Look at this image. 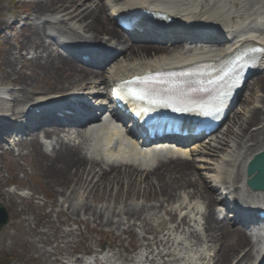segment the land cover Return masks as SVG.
Here are the masks:
<instances>
[{"label":"bare ground","instance_id":"bare-ground-1","mask_svg":"<svg viewBox=\"0 0 264 264\" xmlns=\"http://www.w3.org/2000/svg\"><path fill=\"white\" fill-rule=\"evenodd\" d=\"M20 1L27 11L25 18L12 15L0 20V31L5 27L12 29L14 20L24 23L18 44L13 48L6 43L1 56L8 81L17 89H0V123L3 121L0 131L7 130L12 122L25 119L30 127L44 123L54 111L50 107L67 105L84 92L100 100L96 103L100 109L103 105L100 103L109 100L106 89L118 79L137 72L218 61L246 42L264 46V0ZM140 8L172 20L143 21L135 31L144 36L158 35L165 43L132 40L130 33L117 26L116 17ZM50 27L68 30L78 37L79 44L56 41V31ZM180 40L194 45L184 48ZM98 44L107 45L109 54L115 55L107 59L103 70H94L72 56L107 55ZM62 47L72 55L62 54ZM24 52L32 54L31 58ZM256 71L264 73V55ZM262 91L264 75L247 83V93L230 109L233 112L226 129L197 145L156 157L151 152H141L140 145L123 134L121 124L112 121L104 122L101 128L88 134L76 130L72 134L80 137L79 142L64 140L55 131L59 129L56 127L43 130L45 142L40 138L29 139L26 157L35 170V178L56 194L47 204L51 210L45 213L52 238L46 232H38L42 246H34L41 254L42 264L52 257H55L52 264H83L79 258L70 259L69 238L76 236L75 231L62 229V225L71 221L63 218L69 214L78 218L76 222L87 215L99 233L102 227H109L110 232L116 231L120 237L125 231H135L143 250L131 259L120 251H109L105 256H95L89 264H256L260 261L264 228L255 233L256 241L252 242L249 237L254 234L247 229L234 231L229 217L245 220L254 231V220L259 217L256 209L264 212V192H252L246 185L247 165L264 149ZM2 95L10 100L8 104ZM83 102L81 97L76 101L78 107L71 109L75 117L64 119L66 122L56 118L54 123H79L85 119L86 115L80 113L89 115L91 110ZM252 103L254 107H250ZM38 108H44L43 113H34ZM257 123H262V127L251 130ZM93 125H96L94 121L88 127ZM16 127L21 130L19 133L25 131L23 125ZM12 140L16 143L17 136ZM115 141L119 144L116 153L110 148ZM18 155L24 157L21 151ZM158 157L162 158L160 164L152 167L151 159ZM194 157L203 163L197 168L207 172L204 174L207 181L196 177ZM215 193L220 195L226 210L232 206V214L221 218L220 210H214ZM4 195L8 199L12 196L9 192ZM139 198L143 202L136 201ZM195 198L203 199V203ZM29 200L33 202V198ZM177 216L178 223L171 225ZM80 235L86 236L82 232ZM47 244L52 246L51 250L45 249Z\"/></svg>","mask_w":264,"mask_h":264},{"label":"rangeland","instance_id":"rangeland-1","mask_svg":"<svg viewBox=\"0 0 264 264\" xmlns=\"http://www.w3.org/2000/svg\"><path fill=\"white\" fill-rule=\"evenodd\" d=\"M20 2V0H0V20L8 18L11 15L25 16L23 14L25 10L22 8L24 5H21ZM20 25V23H16L13 26V31L9 27H5L0 31V86L6 83L14 88V84L8 83L9 74L5 72L1 56L5 53L6 42L10 43V46L13 48L18 44V38L22 35ZM15 57H18V55L15 54ZM29 72L27 70V73ZM261 93L264 92L262 91ZM260 127V123H257L251 130ZM23 152L26 155L27 149L25 147ZM194 164L196 166V177L205 178L203 174L206 172L197 168V166L203 164L197 161ZM34 173L35 170L27 157L22 159L9 154L0 156V203L7 209L9 214V223L0 232V264L43 263L39 258L41 256L40 252L34 246H42L38 242L41 238L37 234L38 232H46L49 236L52 235V231L45 226L47 225L45 224L47 222L45 213L50 211L51 208L49 206L43 208L42 206L44 203L55 199L56 194L48 187H45V183L42 180L35 178ZM12 185L14 187H11ZM16 188L18 190L25 189L23 194L27 197L33 196L35 198L34 202L31 203L20 197L16 192ZM6 192H12L13 195L8 199L4 195ZM139 201L142 202L143 200L140 199ZM69 218L75 219V216L69 215ZM80 218L83 220L82 222H71L70 226H62L63 230L74 229L76 235H79L80 231L85 232L87 235L86 237L69 238L72 241L70 248L72 259L78 258L84 251L99 248H105L106 250L111 248L114 251H120L129 259L133 256L131 251L139 250V242L133 231L126 232L121 237H118L116 231L110 232V228L102 227L103 233L98 234L95 228L96 225L91 221L87 222V215H82ZM175 221L177 222L178 218ZM235 225L237 223H234L232 226ZM45 238L47 239L48 237ZM89 238H93L94 242L89 241ZM121 239L123 240L121 241ZM95 241L100 242L95 243ZM63 245L61 243L60 246L63 247ZM51 248L52 246L48 244L45 246L47 250H51ZM54 258L52 257L51 260H47V264H52Z\"/></svg>","mask_w":264,"mask_h":264},{"label":"water","instance_id":"water-1","mask_svg":"<svg viewBox=\"0 0 264 264\" xmlns=\"http://www.w3.org/2000/svg\"><path fill=\"white\" fill-rule=\"evenodd\" d=\"M255 172H257V174L254 176V180L251 181L250 184L255 189H264V152L256 157L250 166L249 173L253 174ZM7 220V212L4 207L0 205V230L2 226L7 223Z\"/></svg>","mask_w":264,"mask_h":264}]
</instances>
